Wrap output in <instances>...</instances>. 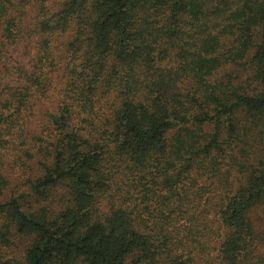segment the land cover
<instances>
[{"label": "trees", "instance_id": "obj_1", "mask_svg": "<svg viewBox=\"0 0 264 264\" xmlns=\"http://www.w3.org/2000/svg\"><path fill=\"white\" fill-rule=\"evenodd\" d=\"M0 264H264V0H0Z\"/></svg>", "mask_w": 264, "mask_h": 264}]
</instances>
